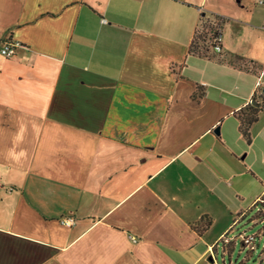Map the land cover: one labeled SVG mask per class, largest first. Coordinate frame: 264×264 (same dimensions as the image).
I'll use <instances>...</instances> for the list:
<instances>
[{
    "label": "crops",
    "instance_id": "crops-1",
    "mask_svg": "<svg viewBox=\"0 0 264 264\" xmlns=\"http://www.w3.org/2000/svg\"><path fill=\"white\" fill-rule=\"evenodd\" d=\"M5 41L0 264H217L264 196V4L0 0Z\"/></svg>",
    "mask_w": 264,
    "mask_h": 264
},
{
    "label": "built area",
    "instance_id": "built-area-1",
    "mask_svg": "<svg viewBox=\"0 0 264 264\" xmlns=\"http://www.w3.org/2000/svg\"><path fill=\"white\" fill-rule=\"evenodd\" d=\"M259 4H264V0H258ZM102 23H105L106 21L104 19L101 20ZM210 38L208 39L210 42V46L212 47L213 51L216 53L221 52V35L219 33V29H215L213 32L210 33ZM21 47V44L16 41H5L0 44V55L5 58H12L15 56L16 50ZM263 77V73L260 74L259 78L256 82V88H260V86L263 84L261 81ZM256 210V216L254 219L251 220V222L256 224H261L262 228L255 234L247 235L245 231L239 233L233 241H239L241 244V247L243 249H247L249 252H254L258 248H260V244L262 245V251H264V200L262 198H259L255 204L254 208ZM238 221H235L232 224V227H230L231 232L233 230V227L237 224ZM75 223L74 218L72 217H64L60 219V224L64 227H71ZM222 242V247L228 246L232 240L227 238V234L222 237L220 240ZM224 254V253H223Z\"/></svg>",
    "mask_w": 264,
    "mask_h": 264
},
{
    "label": "rangeland",
    "instance_id": "rangeland-1",
    "mask_svg": "<svg viewBox=\"0 0 264 264\" xmlns=\"http://www.w3.org/2000/svg\"><path fill=\"white\" fill-rule=\"evenodd\" d=\"M203 31L199 30L197 33V38L195 39V44L199 42H207L206 45L210 46V42L208 39L210 38V33L213 32L214 27L203 24ZM207 30V31H206ZM201 44L199 46H203ZM196 48V46L194 45ZM256 216V210L253 209L248 215L237 222V224L233 227L231 232L230 229L226 233L227 238L231 239V245L229 247H222V242H218V248L216 252V263L217 264H264V251H262V243L260 244V248L256 251L248 253L247 249H243L239 241H233V239L241 232L245 231L247 235L257 233L261 228V224L254 225L251 220ZM232 227V226H231ZM222 239V238H221ZM264 241V238L263 240ZM224 253V254H223Z\"/></svg>",
    "mask_w": 264,
    "mask_h": 264
},
{
    "label": "trees",
    "instance_id": "trees-1",
    "mask_svg": "<svg viewBox=\"0 0 264 264\" xmlns=\"http://www.w3.org/2000/svg\"><path fill=\"white\" fill-rule=\"evenodd\" d=\"M198 33V32H197ZM197 36V35H196ZM262 199L264 200V196L262 197ZM209 224H208V222L206 223V225H205V227H207ZM229 245H231V243L229 244ZM229 245L228 246H226V249H227V247H229ZM224 248V247H223Z\"/></svg>",
    "mask_w": 264,
    "mask_h": 264
},
{
    "label": "water",
    "instance_id": "water-1",
    "mask_svg": "<svg viewBox=\"0 0 264 264\" xmlns=\"http://www.w3.org/2000/svg\"><path fill=\"white\" fill-rule=\"evenodd\" d=\"M252 105L256 106L255 102H252ZM215 132L217 133L218 130L216 129Z\"/></svg>",
    "mask_w": 264,
    "mask_h": 264
}]
</instances>
